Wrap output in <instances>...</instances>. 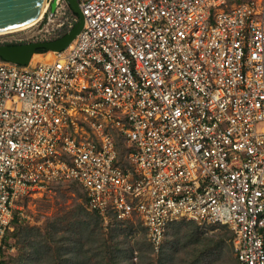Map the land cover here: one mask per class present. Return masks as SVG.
Returning <instances> with one entry per match:
<instances>
[{
	"label": "built area",
	"instance_id": "built-area-1",
	"mask_svg": "<svg viewBox=\"0 0 264 264\" xmlns=\"http://www.w3.org/2000/svg\"><path fill=\"white\" fill-rule=\"evenodd\" d=\"M78 4L65 48L0 58V252L26 196L74 180L153 253L186 219L264 264V0Z\"/></svg>",
	"mask_w": 264,
	"mask_h": 264
},
{
	"label": "rangeland",
	"instance_id": "rangeland-1",
	"mask_svg": "<svg viewBox=\"0 0 264 264\" xmlns=\"http://www.w3.org/2000/svg\"><path fill=\"white\" fill-rule=\"evenodd\" d=\"M60 3L61 5L58 7L56 6L53 12H51L48 7L47 10L43 11L41 17L32 25L20 30L0 34V42H4L3 39L9 40L16 37L21 38V41L53 39L61 32L67 31L71 25H73L75 19L71 15L70 6L66 2ZM39 57L38 52L35 57L32 56L33 59ZM85 203L84 190L78 182L69 180L54 183L45 191H37L26 196L19 204L23 207L21 209V214L17 213L15 215L12 224L14 228L19 227L18 231L22 229L27 230L31 227L45 230L49 223L52 224L54 222L60 225L61 228L66 229L71 225V221L78 216H83V212H80L82 207L90 212ZM115 224L114 220L104 222L102 219L99 225L100 227L97 226L96 228V230L101 232L102 237L106 239L109 244L114 243L113 238H115V234L113 233L115 230L111 229ZM117 225H120L122 228V231L117 235L118 238H122V236L126 235L128 238L127 242L134 248L132 256L134 252H136L135 254H139L141 249H139L135 241L139 236L145 235V228L141 222L136 219L124 221ZM186 230L193 231L196 237L202 238L208 236V238H212L214 242L222 235L223 243H221V245L215 244L214 246L216 256L219 254L218 252H220V256L219 258L217 256L218 259L215 260L217 262L214 264H238L232 251L230 243L231 237H228L231 234V230L225 224L200 227L194 221L186 219L173 220L167 225L161 247L162 251L166 253V251L169 250L173 242L176 241V235L183 239ZM143 242L145 244L144 249L150 251L147 238L145 241L143 240ZM6 244L8 248H4L0 252V264H16V259L20 252V243L17 241L14 229L9 232ZM12 247H14V249H12ZM162 251L161 253H150L151 260L154 264L160 263L161 257L164 256ZM226 256L230 257L227 258ZM137 261L138 260H136V262Z\"/></svg>",
	"mask_w": 264,
	"mask_h": 264
},
{
	"label": "trees",
	"instance_id": "trees-1",
	"mask_svg": "<svg viewBox=\"0 0 264 264\" xmlns=\"http://www.w3.org/2000/svg\"><path fill=\"white\" fill-rule=\"evenodd\" d=\"M70 11L73 17H78V14L71 8ZM65 32H61L57 37L64 35ZM44 50L46 49H38V51ZM124 148L120 145V151ZM84 198L86 201L85 191ZM80 212H83V216H78L71 221V225L66 229L61 228L55 222L49 223L45 230L31 227L18 231L19 227L14 228L17 241L20 243L16 264H154L150 257L152 252L150 243V251L144 249L143 240L145 241L146 235L139 236L135 241L141 249V252L136 254L138 260L136 262L132 256L134 248L127 242V236L124 235L122 238L117 236L122 231L120 225L117 224L124 221L112 219L116 223L111 229L115 230L113 233L115 238H113L114 243L109 244L102 237L101 232L96 230L102 221L100 215L93 211L88 212L83 207ZM231 236L232 232L228 237ZM221 243H223L222 235L214 242L208 236L196 237L193 231L186 230L183 239L176 235V241L166 253L162 249L159 250L164 254L159 264H214L220 256L218 252L217 258L214 246L215 244L221 245Z\"/></svg>",
	"mask_w": 264,
	"mask_h": 264
},
{
	"label": "water",
	"instance_id": "water-1",
	"mask_svg": "<svg viewBox=\"0 0 264 264\" xmlns=\"http://www.w3.org/2000/svg\"><path fill=\"white\" fill-rule=\"evenodd\" d=\"M65 2L78 14V17L64 35L54 39L18 43L0 42V58L24 65L39 52V48L46 50L65 48L80 31L84 22L78 0H65ZM47 5L53 12L56 8V0H0V31L23 26L38 17L40 12L43 13Z\"/></svg>",
	"mask_w": 264,
	"mask_h": 264
},
{
	"label": "bare ground",
	"instance_id": "bare-ground-1",
	"mask_svg": "<svg viewBox=\"0 0 264 264\" xmlns=\"http://www.w3.org/2000/svg\"><path fill=\"white\" fill-rule=\"evenodd\" d=\"M43 11V9H42ZM42 13L40 12V15H38V17H36L35 19H33L32 21L30 22H27L26 24H24L23 26H20V27H17V28H14V29H11V30H6V31H0V34H3V33H7V32H12V31H16V30H20V29H23V28H26L30 25H32L33 23H35L40 17H41ZM45 26V25H44ZM37 54V53H36ZM33 55L34 57L36 56Z\"/></svg>",
	"mask_w": 264,
	"mask_h": 264
}]
</instances>
